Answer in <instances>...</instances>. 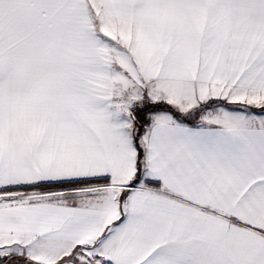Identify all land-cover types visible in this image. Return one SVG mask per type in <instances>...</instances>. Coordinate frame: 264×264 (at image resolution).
<instances>
[{
    "label": "snow or ice",
    "instance_id": "1",
    "mask_svg": "<svg viewBox=\"0 0 264 264\" xmlns=\"http://www.w3.org/2000/svg\"><path fill=\"white\" fill-rule=\"evenodd\" d=\"M0 264H264V0H0Z\"/></svg>",
    "mask_w": 264,
    "mask_h": 264
}]
</instances>
